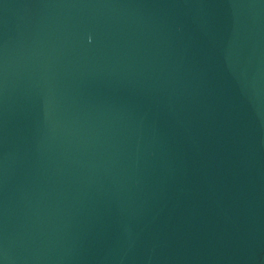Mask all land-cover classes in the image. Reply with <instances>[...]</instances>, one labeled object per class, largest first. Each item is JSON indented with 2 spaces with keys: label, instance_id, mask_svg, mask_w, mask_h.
<instances>
[{
  "label": "water",
  "instance_id": "95a60500",
  "mask_svg": "<svg viewBox=\"0 0 264 264\" xmlns=\"http://www.w3.org/2000/svg\"><path fill=\"white\" fill-rule=\"evenodd\" d=\"M0 264H264V0H0Z\"/></svg>",
  "mask_w": 264,
  "mask_h": 264
}]
</instances>
